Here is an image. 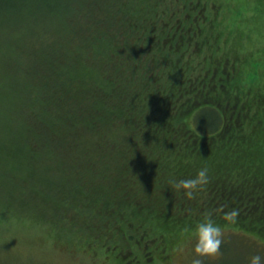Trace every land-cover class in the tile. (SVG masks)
<instances>
[{"label":"trees","instance_id":"trees-1","mask_svg":"<svg viewBox=\"0 0 264 264\" xmlns=\"http://www.w3.org/2000/svg\"><path fill=\"white\" fill-rule=\"evenodd\" d=\"M217 4L0 0L2 141L18 137L23 164L44 155L59 168L52 181L14 175L15 191H78L51 207L87 219L71 225L78 243L118 257L123 243L165 249L209 212L264 236V97L256 115L231 109V74L204 56L225 31ZM203 109L221 122L208 135L192 127ZM205 165L193 198L171 183Z\"/></svg>","mask_w":264,"mask_h":264},{"label":"rangeland","instance_id":"rangeland-1","mask_svg":"<svg viewBox=\"0 0 264 264\" xmlns=\"http://www.w3.org/2000/svg\"><path fill=\"white\" fill-rule=\"evenodd\" d=\"M215 1L218 4L213 8L219 9V20L223 21L225 31L217 35L220 43L206 46L203 54L209 55V61L224 67L223 77L231 74L226 81L228 86L234 87L231 109L241 112L243 117L256 115L261 109L259 97H264V0ZM3 119L1 116L0 120ZM192 119V127L200 135L216 131L221 124L218 113L207 109L197 111ZM5 133L0 129V264H132V244H121L124 253L123 257H118L105 253L95 243L88 246L78 243L71 225L79 226L87 219L77 218L67 207L62 211L56 209L53 214L51 207L59 203L60 195L72 204L82 199L78 191H15L14 175H26L30 179L32 174L39 173L44 180L52 181L58 179L59 168L44 155L23 164L17 156L21 141L10 133L13 138L9 135L7 144L2 141ZM93 219L87 223H93ZM219 224L225 230L222 250L217 256L205 259L204 264H247L251 255L259 252L264 256V236L240 230L227 222ZM167 240V250L161 255L170 257L169 264H190L191 231L177 230ZM133 250L140 253V261L146 264L144 256L148 257V253L140 248Z\"/></svg>","mask_w":264,"mask_h":264},{"label":"clouds","instance_id":"clouds-1","mask_svg":"<svg viewBox=\"0 0 264 264\" xmlns=\"http://www.w3.org/2000/svg\"><path fill=\"white\" fill-rule=\"evenodd\" d=\"M210 180L209 168L200 167L194 176L173 179L171 183L177 190H183V195L193 198L198 188L206 186ZM240 214L239 208H232L224 216L226 221L235 222ZM192 252L190 264H204L205 259L215 257L221 252L225 239L224 226L217 223L209 212L191 229ZM247 264H264V256L259 252L247 258Z\"/></svg>","mask_w":264,"mask_h":264},{"label":"flooded vegetation","instance_id":"flooded-vegetation-1","mask_svg":"<svg viewBox=\"0 0 264 264\" xmlns=\"http://www.w3.org/2000/svg\"><path fill=\"white\" fill-rule=\"evenodd\" d=\"M134 248H140L141 250H145L146 253H148V257L144 256V260L146 262V264H158L159 262H162L164 264H169L170 263V257H164L161 255V253L166 252L167 248H162V246L158 245L157 242H152V243H145V245L143 246H139L138 245H132V250H131V254H132V264H143L140 260V253L135 252V250H133ZM143 253V251L141 252ZM157 256L159 257L157 259ZM140 258V259H139ZM152 262V263H151Z\"/></svg>","mask_w":264,"mask_h":264}]
</instances>
